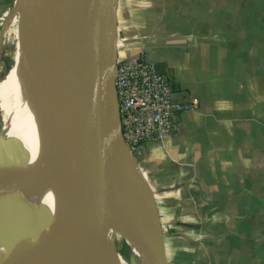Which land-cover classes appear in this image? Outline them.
I'll list each match as a JSON object with an SVG mask.
<instances>
[{"label": "crops", "instance_id": "obj_1", "mask_svg": "<svg viewBox=\"0 0 264 264\" xmlns=\"http://www.w3.org/2000/svg\"><path fill=\"white\" fill-rule=\"evenodd\" d=\"M117 49L144 51L174 102L200 101L134 154L168 262L264 264V0H119Z\"/></svg>", "mask_w": 264, "mask_h": 264}, {"label": "water", "instance_id": "obj_2", "mask_svg": "<svg viewBox=\"0 0 264 264\" xmlns=\"http://www.w3.org/2000/svg\"><path fill=\"white\" fill-rule=\"evenodd\" d=\"M118 2L24 0L18 9L14 2L12 20L10 24L6 21L0 37V54L6 31L20 14L23 33L28 29L32 34L74 123L68 162L51 179L68 228L56 230L53 216L43 206L28 212L43 189L19 195L0 180V221L5 213L8 218L7 226L0 224V264H39L50 250L74 238L100 203L106 206L110 222L115 217L136 240L142 260L147 249L139 235L149 239L152 264H170L153 195L122 136L116 97ZM29 160L18 144L4 145L0 140V168L6 174L23 169ZM118 163L144 197L148 219L131 213L113 191L112 167ZM110 222L107 230L114 251ZM118 237L124 240L123 234Z\"/></svg>", "mask_w": 264, "mask_h": 264}, {"label": "bare ground", "instance_id": "obj_3", "mask_svg": "<svg viewBox=\"0 0 264 264\" xmlns=\"http://www.w3.org/2000/svg\"><path fill=\"white\" fill-rule=\"evenodd\" d=\"M23 5L24 0L15 1L16 9ZM12 17L11 14L7 24H10ZM17 45L14 60L16 70L6 86L0 85V99L3 100L0 108L6 114L1 139L4 145L17 143L20 139L24 141L22 146L30 156V161L23 169L8 174L4 167L0 168V180L8 182L19 195L43 189L42 195L35 200L28 212L37 206L45 207L53 216L57 230L68 225L58 189L51 183V179L68 162L74 121L62 92L48 71L28 29ZM122 151L132 159L127 149ZM111 186L131 213L148 219L144 197L119 163L112 167ZM108 213L104 204H98L77 235L55 249L54 253L50 250L39 264H114L111 246L108 247L104 232L110 222ZM6 216L5 213L0 221L5 226L8 223ZM140 237L147 249L143 264H152L149 239Z\"/></svg>", "mask_w": 264, "mask_h": 264}, {"label": "built area", "instance_id": "obj_4", "mask_svg": "<svg viewBox=\"0 0 264 264\" xmlns=\"http://www.w3.org/2000/svg\"><path fill=\"white\" fill-rule=\"evenodd\" d=\"M172 83L144 51L117 59L116 97L122 136L134 155L150 141L163 142L180 130V114L196 111L197 97L185 103L173 100Z\"/></svg>", "mask_w": 264, "mask_h": 264}, {"label": "rangeland", "instance_id": "obj_5", "mask_svg": "<svg viewBox=\"0 0 264 264\" xmlns=\"http://www.w3.org/2000/svg\"><path fill=\"white\" fill-rule=\"evenodd\" d=\"M12 9H13V6H12ZM11 27L7 29L5 33V37H4L5 39H4L1 54H0V85H3V86H6L8 84L9 78L12 77L14 71L16 70V61L14 60H16V53L18 51L17 43L20 40V38L23 36V32H24L20 14L17 15L16 21ZM2 105H3V100L0 99V107ZM5 115L6 114L1 110L0 111V140L1 141H2L1 139L2 138L1 137L2 136V126L4 125L5 120H6ZM2 144H3V141H2ZM15 144H18L21 150L25 152L22 146L24 144V141L20 139V141H18ZM29 159H30V156H29ZM109 216L110 215L108 213V217ZM110 223L112 225V237H113V242H114V251H113L112 241L110 240L111 235L107 230L109 223L106 225L104 232H105V240H107L106 241L107 245L109 248L111 246L110 250L113 253L112 258H113L114 264H143L142 256L139 254L138 252L139 250L136 248V240L126 231L125 226L120 221H118L115 217H112ZM119 233L123 234L124 240L119 239L118 237ZM52 251L54 253V250Z\"/></svg>", "mask_w": 264, "mask_h": 264}]
</instances>
